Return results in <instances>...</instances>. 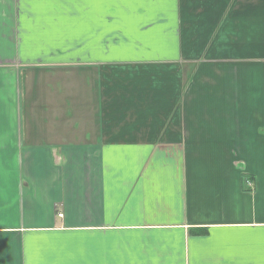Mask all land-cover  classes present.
Segmentation results:
<instances>
[{"label":"crops","instance_id":"1","mask_svg":"<svg viewBox=\"0 0 264 264\" xmlns=\"http://www.w3.org/2000/svg\"><path fill=\"white\" fill-rule=\"evenodd\" d=\"M0 264H264V0H0Z\"/></svg>","mask_w":264,"mask_h":264},{"label":"rangeland","instance_id":"2","mask_svg":"<svg viewBox=\"0 0 264 264\" xmlns=\"http://www.w3.org/2000/svg\"><path fill=\"white\" fill-rule=\"evenodd\" d=\"M17 5H18V2L16 3ZM33 71V70H32ZM34 72V71H33ZM247 182H248V186H250V184H252V182L251 181H249V180H247ZM250 187H253V184H252V186H250Z\"/></svg>","mask_w":264,"mask_h":264},{"label":"built area","instance_id":"3","mask_svg":"<svg viewBox=\"0 0 264 264\" xmlns=\"http://www.w3.org/2000/svg\"><path fill=\"white\" fill-rule=\"evenodd\" d=\"M250 186H252V184H250Z\"/></svg>","mask_w":264,"mask_h":264}]
</instances>
